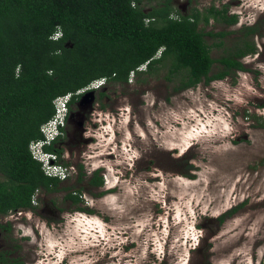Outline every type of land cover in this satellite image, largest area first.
Returning <instances> with one entry per match:
<instances>
[{"label":"rangeland","instance_id":"rangeland-1","mask_svg":"<svg viewBox=\"0 0 264 264\" xmlns=\"http://www.w3.org/2000/svg\"><path fill=\"white\" fill-rule=\"evenodd\" d=\"M206 3L239 15L233 31L264 22V0ZM255 41L247 70L224 79L174 92L177 79L163 69L145 85L111 84L86 124L94 142L64 151L70 167L59 168L71 176L46 196L61 217L0 216L12 223L0 230V249L22 264H264V33ZM94 163L99 189L88 183ZM75 164L86 171L81 180ZM74 190L77 205L67 198Z\"/></svg>","mask_w":264,"mask_h":264},{"label":"trees","instance_id":"trees-1","mask_svg":"<svg viewBox=\"0 0 264 264\" xmlns=\"http://www.w3.org/2000/svg\"><path fill=\"white\" fill-rule=\"evenodd\" d=\"M152 1L0 0V216L32 208L38 190L63 189L61 177L48 175L30 149L44 139L41 128L55 115L58 97L70 93L73 103L94 81L125 84L143 68L167 70L165 79L176 78L179 92L247 70L241 58L258 52L248 34L258 32L260 23L245 25L243 37L214 58L198 29L202 14L208 24V13L198 11L194 20L175 17L171 0L158 6ZM208 12L227 25L239 19L225 7ZM45 150L59 153L53 144ZM89 183L104 179L97 172ZM67 198L82 201L80 191ZM0 230L10 233L12 224L0 223ZM22 263L8 248L0 250V264Z\"/></svg>","mask_w":264,"mask_h":264},{"label":"flooded vegetation","instance_id":"flooded-vegetation-1","mask_svg":"<svg viewBox=\"0 0 264 264\" xmlns=\"http://www.w3.org/2000/svg\"><path fill=\"white\" fill-rule=\"evenodd\" d=\"M145 1L147 2V0H145ZM161 1H164V0H153L152 2L155 6H158ZM206 2H207V0H171V4L173 5V7L175 8V10L177 12V13L173 12L171 15H173L175 17L187 16V17H190V19L194 20L195 19L194 15L198 11H200L201 13H208V15H209L208 24H205V22H204L205 15L202 14L201 15L202 21L199 23L198 29L202 30L203 33L205 34L204 38H205L207 44L211 47V50H212V48H215V49H221L222 48L223 50L227 49L228 47L235 44L236 43L235 41L239 37H243L244 32L242 30L245 26L239 25L238 27H235L236 31H233L232 29L234 28V26L238 22L236 24H233V25L223 24L222 22H219L216 19V17L213 14H210L208 11L212 8L223 9L225 7L228 9V14L231 15V14H237V13H230L229 6L227 4L226 5L221 4V6H219L217 3H214V4L208 3L207 4ZM257 23H260V30L256 33L248 34V39L253 41L256 44V46H257V43L255 40L257 38H260V36H262L264 33V30H263L264 22L257 21L255 24H257ZM255 24H253V25H255ZM214 25H216L217 27L215 28ZM220 32H228V33L225 36H221V37L216 36V34H218ZM231 36H234L233 41L231 42L230 45H227L225 40ZM223 53H224V51H223ZM247 56H250V55H247ZM247 56H245V57H247ZM245 57L241 58L242 62H243ZM140 71H141L140 74L137 72H135V73L133 72L130 75L129 81L126 82L125 84H121V85L131 86L132 83H135V84L140 83V84L145 85L146 83H148V81L150 79H152L155 76H158L157 74H159V73H154V74L153 73H143L144 68L141 69ZM238 72H240V71H238ZM170 82H173V81H170ZM111 84H113V83L107 80L105 82V84H103L102 86H100L98 88H94V89H96V98H95V101L92 105H86V106H82V107L79 106V101L82 98L84 93H80L78 99L75 100L73 103H71L72 99L69 101V104H68L69 110H68V114H67L64 126L61 130L60 135H58L56 137L55 141H53L51 143L55 146L56 150H58L59 153L49 152L51 154H55L57 157V162L63 164L64 167H67V168L70 167V165H67V164H69V161H66L67 162L66 163L64 161L65 159L62 158V156H64L63 154H64L65 150H67L71 154L73 149H75L74 146L78 147V148H76V150H80V148L82 147V144L94 142V140H95L94 136L89 137V138L85 137V133L87 132V129H88L86 124L89 121H92V116H94L98 105H99V107H105L104 104H100L98 102L104 96H106V98L109 99L107 93L110 92L108 90V88L110 87ZM173 90H174V86H173ZM101 91L104 92V95L100 94ZM174 92H176V91H174ZM123 111H127V109H124ZM93 125L95 127L96 123L94 122ZM53 162H55V161L53 160ZM94 164H95V168H93L89 172L90 175H89L88 180L93 179L97 172L104 179V174L102 173V169H98L99 166H97L96 163H94ZM77 166L78 165H76L75 167H77ZM78 168L79 169H76L75 172H76L77 178H80L82 172L86 173V171H84V169H82L80 166H78ZM66 171H65V173H66ZM70 176H71L70 172L65 174V177H66L65 180H68V178ZM84 176H85V174L83 175V177ZM63 181L64 180H62V178H61V182H63ZM104 184H105V179H104ZM104 184L95 185V184L89 183V186H90V188L99 189V188H102L104 186ZM79 191H80V197L82 198L83 196L81 194V192H82L81 190H74L73 192H74V194H76ZM42 192H43V194H41V195L37 193L36 198L33 200L34 206L28 210L21 211V215H22V212H27V211H30L32 213V215H34V213H37L39 211L38 213H41V214L46 213L47 215H51V216H47L51 220L59 219V217H61V215H62L61 210L59 208L55 207L53 205V202L48 201L46 198L47 194L51 193V192H48L46 189H42ZM71 202H72V204L77 205V204L83 202V198H82V201H80V202H74L73 200H71ZM77 209L79 211L86 210L89 213L94 212V209L88 208L87 206L78 205ZM57 210H58V214L56 212ZM222 219H223V217H222ZM93 231H95L96 233L100 232L99 230H95V229H93ZM196 238H198V236L195 237V239Z\"/></svg>","mask_w":264,"mask_h":264},{"label":"built area","instance_id":"built-area-1","mask_svg":"<svg viewBox=\"0 0 264 264\" xmlns=\"http://www.w3.org/2000/svg\"><path fill=\"white\" fill-rule=\"evenodd\" d=\"M104 83V79L95 82L94 84L90 85L89 87L81 90L80 92H84L86 90H89L91 88H98ZM72 97V94H66L63 96L58 97L55 100V115L53 118H51L49 121H47L43 126H42V131L45 133V142H51V140L55 137V134L57 133V124L61 123L64 124L66 120V116L68 114V104L69 101ZM52 157H56L55 154H50ZM46 172L48 175L52 176H60L65 177V172L61 170L59 167H53V166H48L46 169Z\"/></svg>","mask_w":264,"mask_h":264},{"label":"clouds","instance_id":"clouds-1","mask_svg":"<svg viewBox=\"0 0 264 264\" xmlns=\"http://www.w3.org/2000/svg\"><path fill=\"white\" fill-rule=\"evenodd\" d=\"M58 35H59V33H56V34H54V37L57 38ZM102 79H104V83H103V84H105V82L107 81L106 78H101V79H99V80H96V81H94L92 84H94L95 82L100 81V80H102ZM92 84H91V85H92ZM103 84H102V85H103ZM102 85H101V86H102ZM91 89H94V88H91ZM86 91H87V90H86ZM86 91H84V92H86ZM84 92H79V93H84ZM71 99H72V97H71ZM71 99H70V100H71ZM68 110H69V105H68ZM66 117H67V116H66ZM64 123H65V122H64ZM43 125H44V124H43ZM43 125H42V126H43ZM63 126H64V124H61V123L57 124V133L55 134V137L51 140V142H45V133H44V132L42 131V129H41V131H42V133H43V135H44V139H43V140H39V141H38V140H37V141H34L33 143L39 146V149L42 150V152H43L44 155H41L40 153L35 152V151L33 150L32 143H31V145H30V149H31L32 153L34 154V156H35L37 159H39V160L43 163V169H45V172H46L47 167L50 166V165L53 166V167L65 168L63 164L57 162V157H52V156L50 155L51 153H49V152H47V151L45 150V147H46L47 145H50L53 141H55L56 137H57L58 135H60ZM44 156H46L45 159H44ZM49 157H52L53 159L50 160ZM53 160H54L55 162H53ZM65 171H66V170H65ZM46 173H47V172H46ZM47 174H48V173H47ZM51 176H52V175H51ZM56 176L59 177L58 175H56ZM56 176H55V177H56ZM37 193H38V192H36V194L34 195V199L36 198ZM20 212H21V211H20Z\"/></svg>","mask_w":264,"mask_h":264},{"label":"water","instance_id":"water-1","mask_svg":"<svg viewBox=\"0 0 264 264\" xmlns=\"http://www.w3.org/2000/svg\"><path fill=\"white\" fill-rule=\"evenodd\" d=\"M96 98V89H89L84 92L82 98L79 101V106L92 105Z\"/></svg>","mask_w":264,"mask_h":264}]
</instances>
